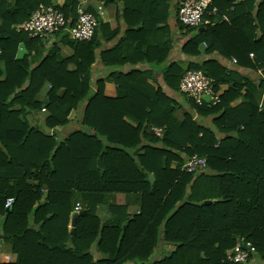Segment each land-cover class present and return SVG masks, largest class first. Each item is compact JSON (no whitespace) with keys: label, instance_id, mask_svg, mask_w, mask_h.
<instances>
[{"label":"trees","instance_id":"trees-1","mask_svg":"<svg viewBox=\"0 0 264 264\" xmlns=\"http://www.w3.org/2000/svg\"><path fill=\"white\" fill-rule=\"evenodd\" d=\"M94 1L116 7L122 33L97 21L89 41L54 33L50 44L23 28L51 0H0V240L13 264H145L159 243L173 249L150 264H234L225 254L240 242L251 246L248 261L264 264V0H213L198 28L184 27L176 9L186 38L184 59L172 62L168 20L182 0ZM78 5L53 7L71 27ZM102 42L110 48L97 53ZM58 43L71 56L60 58ZM20 44L27 53L16 59ZM213 55L233 59L234 69ZM97 59L112 94L103 79L91 84ZM155 71L175 99L146 83ZM189 71L210 78L215 92L228 86L216 105L179 94ZM73 123L81 128L58 140ZM192 156L205 158V172L181 170ZM112 195L124 202L109 204ZM76 203L83 214L70 234Z\"/></svg>","mask_w":264,"mask_h":264},{"label":"built area","instance_id":"built-area-1","mask_svg":"<svg viewBox=\"0 0 264 264\" xmlns=\"http://www.w3.org/2000/svg\"><path fill=\"white\" fill-rule=\"evenodd\" d=\"M213 0H182L178 4L177 19L188 28H198L202 21V16L210 7ZM100 10V8H98ZM215 12V9H212ZM101 15V13H98ZM97 19L94 15L83 10L77 11V20L74 26L69 27L61 13L52 6H39L27 20L23 32L31 38L38 37L49 43L53 40L54 33H63L75 42L89 41L93 35ZM252 57V55H250ZM179 94L187 99L193 100L196 104L204 103L207 107L218 103L219 93L214 91L213 81L201 72H186L179 85ZM44 113L45 110L41 109ZM160 136L161 129H151ZM181 170L184 173L198 174L206 171V160L192 156L183 163ZM12 200H8L5 207H9ZM81 207L76 203L73 213L80 212ZM226 260L234 264H250L253 262L251 246L248 242L237 243L231 250L227 251Z\"/></svg>","mask_w":264,"mask_h":264},{"label":"crops","instance_id":"crops-1","mask_svg":"<svg viewBox=\"0 0 264 264\" xmlns=\"http://www.w3.org/2000/svg\"><path fill=\"white\" fill-rule=\"evenodd\" d=\"M233 4H237L239 2H241L242 0H231ZM65 2V0H51V4L53 5H57V6H61L63 5ZM122 3L117 4V7H121ZM100 8V10L98 9ZM177 8L175 6H173V8L171 7V12L169 14V24L171 26V30H172V44H171V51L168 57V62H172V61H176V60H182L184 59V56L181 54V46H182V42H184V39L186 38L185 35L182 32H179V30H177L175 28V10ZM78 10H83V11H92L94 13V15L97 17V21H99L102 24H106L108 25L110 30H114L117 27H119V32L122 33L125 29L123 24H119L118 21L115 18V13H116V7L113 5H105L102 2H97L94 0H79V5L77 7V11ZM232 10V8H231ZM98 13H101V15H99ZM226 20L224 17H221L218 19V17H215L213 23H218L220 21H224ZM208 21H204V24H207ZM162 25L157 26V28H161ZM202 31V30H201ZM55 41V38H53V40L50 42L53 43ZM111 43H114L111 42ZM110 43L105 44V43H101V49H99L97 51L100 52L102 50H106L110 48ZM57 49H58V56L60 58H67L69 56H71L72 54V50L68 47L65 46L61 43L57 44ZM26 50L23 47V45H19L18 49H17V54H16V59H21L23 56L26 55ZM250 56V55H249ZM212 59L214 60H218L221 64L226 65L229 69H234V60L231 59L230 61H224L222 59H220L219 57H217L216 55L211 56ZM252 58V57H250ZM137 68H139V66H136ZM143 68H146V66H143ZM141 70V67L139 68ZM67 70L68 71H72L74 70V66L72 64L67 66ZM110 73V70H107L105 68L102 67L101 62L97 59L95 61V63L92 65L91 68V84L93 85L94 82H96V80H100L103 79L105 84H106V93L107 94H112L113 93V87L111 86V81L109 79H106V76ZM154 76L153 79L152 78H146V83L149 84L151 87H153L154 90L157 89V87H160L163 92L169 96L172 99L176 98V94H173L171 92L168 91V89L163 85L162 80L160 75L155 71L154 72ZM242 75L244 76V78H255L256 75L254 73H250V71H241ZM228 89V86H219L218 88V92L219 93H223ZM44 97V91H42L41 93H39L37 95V100H43ZM178 101V99H176ZM259 105L261 106L262 104V96L259 97ZM243 101L242 97L235 100L234 102L231 103V107H234L238 104H240ZM180 102V100H179ZM47 115L46 112L42 113V112H38L37 113V117L40 119H43L45 116ZM175 120H179L180 119V113L176 112L174 115ZM195 118V117H194ZM31 120V119H30ZM39 123V122H38ZM36 121L31 120V124H38ZM42 127V126H40ZM80 129L81 127H78V125L76 124H69L68 126L62 128L59 133L57 134V139L60 140V138L65 137L68 133H70L72 130L75 129ZM151 129H160V128H151ZM50 132V131H49ZM175 164H171V167H174ZM124 202V198L120 195H112L109 196L108 199V203L109 204H122ZM6 208V207H5ZM136 207L133 205L129 206L128 209V213H135L136 212ZM106 219V218H105ZM69 227V226H68ZM173 249L172 246L170 245H164L163 247L161 246V244L159 243L158 247L156 248V250L153 252L150 260L148 262H146L145 264H150L153 260L158 259V258H162L165 257L166 254L171 251ZM93 257L95 260L100 258V255L95 253L93 254ZM16 261V255H14L11 251H10V247L5 244L2 240H0V264H13ZM126 264H139L136 262H127ZM253 264V262L251 263Z\"/></svg>","mask_w":264,"mask_h":264},{"label":"water","instance_id":"water-1","mask_svg":"<svg viewBox=\"0 0 264 264\" xmlns=\"http://www.w3.org/2000/svg\"><path fill=\"white\" fill-rule=\"evenodd\" d=\"M202 28L199 29V31H201ZM99 167H101V164H100V161L97 162ZM149 181L150 183L152 184L153 183V176L152 175H149ZM212 201H204L203 204L204 205H208L210 204ZM9 207H6V210L8 211ZM83 212H77V213H72L71 216H70V221H69V229H70V234L73 233L74 231V227H75V222L77 220V218L82 215Z\"/></svg>","mask_w":264,"mask_h":264},{"label":"rangeland","instance_id":"rangeland-1","mask_svg":"<svg viewBox=\"0 0 264 264\" xmlns=\"http://www.w3.org/2000/svg\"><path fill=\"white\" fill-rule=\"evenodd\" d=\"M72 213H73V212H72ZM72 213H71V214H72ZM250 264H251V263H250Z\"/></svg>","mask_w":264,"mask_h":264}]
</instances>
